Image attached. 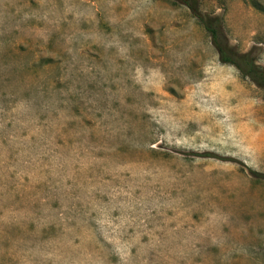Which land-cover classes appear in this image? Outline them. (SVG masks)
Here are the masks:
<instances>
[{"label":"rangeland","instance_id":"rangeland-1","mask_svg":"<svg viewBox=\"0 0 264 264\" xmlns=\"http://www.w3.org/2000/svg\"><path fill=\"white\" fill-rule=\"evenodd\" d=\"M0 264H264V90L186 5L0 0Z\"/></svg>","mask_w":264,"mask_h":264},{"label":"trees","instance_id":"trees-1","mask_svg":"<svg viewBox=\"0 0 264 264\" xmlns=\"http://www.w3.org/2000/svg\"><path fill=\"white\" fill-rule=\"evenodd\" d=\"M186 5L192 14L201 22L210 33L212 41L215 44L220 60L223 63L235 65L243 76L249 77L255 84L264 90V67L258 64L256 60L257 52L250 50L241 54L235 48L231 47L224 31L222 18L217 15H205L200 10L198 0H177ZM260 10L264 9L260 3H253Z\"/></svg>","mask_w":264,"mask_h":264}]
</instances>
